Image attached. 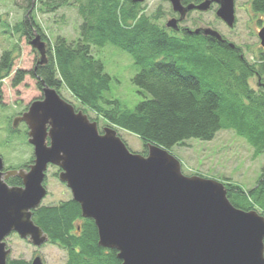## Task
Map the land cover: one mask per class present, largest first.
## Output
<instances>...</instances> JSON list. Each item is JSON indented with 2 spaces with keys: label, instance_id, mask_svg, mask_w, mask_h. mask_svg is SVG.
<instances>
[{
  "label": "water",
  "instance_id": "obj_1",
  "mask_svg": "<svg viewBox=\"0 0 264 264\" xmlns=\"http://www.w3.org/2000/svg\"><path fill=\"white\" fill-rule=\"evenodd\" d=\"M168 1L178 14L166 23L174 31L191 11H209L214 3L217 17L230 28L236 24L235 0ZM186 30L225 41L211 27ZM258 36L264 48V25ZM30 43L39 53L36 68L47 64V41L34 31ZM22 121L35 159L29 171L4 173L0 156V264H8L11 250L5 239L13 232L37 247L50 240L33 219L47 196L49 165L61 168L59 180L67 184L82 217L94 221L98 245L116 250L121 264H264V215L236 207L222 182L185 175L169 149L147 142L146 154L133 152L116 129L100 130L49 85L43 87V99L13 120V128ZM14 175L23 186L7 183ZM33 264L43 262L37 257Z\"/></svg>",
  "mask_w": 264,
  "mask_h": 264
},
{
  "label": "trees",
  "instance_id": "obj_2",
  "mask_svg": "<svg viewBox=\"0 0 264 264\" xmlns=\"http://www.w3.org/2000/svg\"><path fill=\"white\" fill-rule=\"evenodd\" d=\"M201 1L184 0L185 3ZM36 2L47 12L74 6L82 19L79 39L69 43L58 37L54 52L48 51L49 62L37 66L33 75L39 79L40 86L44 82L59 92L64 85L96 114L136 134L145 148L147 142H153L170 150L175 145H184L190 138L211 141L219 131L233 130L253 148L254 158L264 154L263 51L257 68L243 59L239 46L231 47L227 40L204 35L169 31L156 22L160 19L159 11L152 19L142 12L141 3L131 0ZM31 3L33 0L30 7ZM252 8L256 13H264V0H252ZM28 16L15 27L16 31L30 38L37 31L47 40ZM109 43L132 55L139 69L133 81L152 95L135 109L104 97L111 77L105 73L103 62L94 57L93 49ZM11 53L4 51L1 56L2 77L13 70ZM25 73L17 71L14 85L23 80ZM256 74L260 77L259 94L248 84V79ZM15 180L8 183L15 185ZM225 184L227 196L236 207L259 208L264 215V168L257 185L248 191L230 181ZM33 219L52 243L67 250L66 264L122 263L116 250L98 245L94 221L82 217L81 207L73 199L41 206L34 211ZM9 264L28 263L13 260Z\"/></svg>",
  "mask_w": 264,
  "mask_h": 264
},
{
  "label": "rangeland",
  "instance_id": "obj_3",
  "mask_svg": "<svg viewBox=\"0 0 264 264\" xmlns=\"http://www.w3.org/2000/svg\"><path fill=\"white\" fill-rule=\"evenodd\" d=\"M31 4L32 7H30V0H0V59L4 51H11L14 56L11 74L4 77L0 75L1 101L5 105L0 110V156L4 159L6 166H18L31 160L33 145L30 146L27 135L20 132L12 136L8 127L12 126V124L10 126V116L16 111L25 109L42 95L36 79L28 74L37 63L39 53L30 43L32 38L21 31L17 32L15 27L20 26L29 15L28 19L47 37L50 52H54L58 37L65 38L69 43L75 42L80 37L82 19L76 7L65 6L56 11L47 12L38 7L36 0H33ZM141 8L142 12L152 19L159 11L160 19L156 22L163 27L171 17L177 16L172 12L168 0H145L141 3ZM216 10L217 5L208 12L193 11L180 26L190 29L211 27L218 30L229 42L241 48L243 59L248 64L258 68L260 54L264 52L258 36L260 28L264 25V13L254 12L252 0H236V24L230 28L217 17ZM93 55L103 62L105 73L111 77L110 88L104 93L106 99L119 100L124 107L135 109L140 102L152 97L149 92L139 88L133 81L139 69L131 54L109 43L103 47H95ZM19 70L26 73L23 75V80L14 85L13 82ZM261 82L263 83L262 79ZM258 83L259 79L255 75L248 79L249 86L259 94L261 89L258 88ZM59 92L77 111L82 110L92 121H96L100 130L106 126L112 127L117 130L118 135L130 150L141 154L146 153L144 143L136 134L115 126L96 114L64 85ZM19 127L20 125L17 128ZM170 152L182 162V171L185 175H199L223 184L230 181L246 191L257 185L264 168V154L254 158L253 148L233 130H221L211 141L187 139L184 145H175ZM48 168H51L47 173L46 189L49 195L43 199L41 206L58 205L71 200V191L58 180V177L53 176L58 170L56 168L59 167L51 165ZM257 211L262 213L259 208ZM79 224H82V220ZM5 241L7 248L12 252L9 254L12 259L20 258L30 261L35 247L28 243L27 239L13 232ZM42 246L43 248L38 250L43 254L45 264L67 263L68 252L60 245L50 241Z\"/></svg>",
  "mask_w": 264,
  "mask_h": 264
},
{
  "label": "flooded vegetation",
  "instance_id": "obj_4",
  "mask_svg": "<svg viewBox=\"0 0 264 264\" xmlns=\"http://www.w3.org/2000/svg\"><path fill=\"white\" fill-rule=\"evenodd\" d=\"M185 3V2H184ZM214 5V4H213ZM213 5H212V7H213ZM211 10V9H210ZM199 11V10H198ZM179 33H181V34H185L186 32H185V28H183V27H181V30L180 31H178ZM227 42H229L228 41V39H227ZM45 65V64H44ZM40 66H43V65H40ZM36 64L34 65V68L30 71V72H28V74H30L34 79H36V82H37V85H38V87L40 88V90H41V92H42V95H41V97L38 99V100H41V99H43V87H44V85H45V83L43 82H41L42 84H41V86H40V81H39V79L38 78H36V77H34V72H36ZM29 106L30 105H28L25 109H22V110H19V111H16L15 112V114H13L12 116H10V126H11V124L13 123V120L15 119V118H17V117H19V116H21L23 113H25L28 109H29ZM5 107V105L3 104V102H2V104H1V109L2 108H4ZM12 117V118H11ZM19 125H20V127L19 128H16V129H12L11 127H8L9 128V131H10V133H12V136H14L15 134H18V133H23V134H26L27 135V139H28V126H27V124H26V122L25 121H22V122H20L19 123ZM30 146H32L31 144H30ZM32 148H33V152H32V157H31V160L28 162V163H26V164H21V165H18V166H6L5 165V168H3V172L5 173V172H7V171H12V170H26V171H29L31 168H30V165L32 164V163H34V159H35V157H34V147L32 146ZM5 163V162H4ZM30 163V164H29ZM49 166H51V165H49ZM49 169H51V168H47V170H46V175H45V180H44V185H45V187L47 188V182H48V179H47V173H48V170ZM56 169H58L54 174H53V176H55V177H58V180H59V173H60V171H61V168H56ZM17 181H16V180ZM16 181L15 183V185H13V186H23V180L18 176V175H14V176H10L8 179H7V183H8V181ZM60 181V180H59ZM61 182V181H60ZM62 184H64L66 187H67V184L66 183H64V182H61ZM9 184V183H8ZM9 185H11V184H9ZM68 188V187H67ZM69 189V188H68ZM48 191V190H47ZM69 191H70V189H69ZM49 195V192L47 193V196ZM46 196V197H47ZM71 199H73L72 197H71ZM49 206V205H48ZM28 241V240H27ZM29 243V242H28ZM33 247H35V251L33 252V254L31 255V258H30V261H26V260H24L25 262H27L28 264H33V262H34V260L37 258V257H40L41 259H42V261L44 262V264H45V260H44V256H43V254L42 253H40L39 252V250L40 249H42L43 248V246L42 247H37V246H34L33 245ZM39 249V250H38ZM12 253V252H11ZM13 261V260H22V259H20V258H18V259H12L11 258V255H9V257H8V262H10V261ZM9 264V263H8Z\"/></svg>",
  "mask_w": 264,
  "mask_h": 264
},
{
  "label": "bare ground",
  "instance_id": "obj_5",
  "mask_svg": "<svg viewBox=\"0 0 264 264\" xmlns=\"http://www.w3.org/2000/svg\"><path fill=\"white\" fill-rule=\"evenodd\" d=\"M146 153H147V152H146ZM146 153H145V154H146Z\"/></svg>",
  "mask_w": 264,
  "mask_h": 264
}]
</instances>
